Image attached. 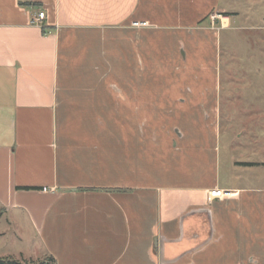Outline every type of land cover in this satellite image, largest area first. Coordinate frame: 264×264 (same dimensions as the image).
Masks as SVG:
<instances>
[{"label": "crops", "instance_id": "crops-1", "mask_svg": "<svg viewBox=\"0 0 264 264\" xmlns=\"http://www.w3.org/2000/svg\"><path fill=\"white\" fill-rule=\"evenodd\" d=\"M263 26L264 0H0V217L31 259L264 264V186L234 182L264 160L222 162L218 87L219 36Z\"/></svg>", "mask_w": 264, "mask_h": 264}, {"label": "rangeland", "instance_id": "rangeland-1", "mask_svg": "<svg viewBox=\"0 0 264 264\" xmlns=\"http://www.w3.org/2000/svg\"><path fill=\"white\" fill-rule=\"evenodd\" d=\"M250 25L238 24L244 28H251ZM218 42L222 162L233 159L238 163H251L257 162V158L263 161L264 154L261 157H257L256 154L250 156L248 148H243L244 155L239 150V144H235L238 150L236 154H232L227 150V146L241 134L245 138L259 136L264 142V30L224 31ZM231 93L237 96H230ZM256 121L260 122V126ZM238 166L242 167L241 170L245 169V172L242 177L239 175L235 177V183L264 186V168L260 178L258 168L250 170L247 169L249 166L245 165L244 168L243 165ZM8 219L7 216L0 217V260L17 261L22 264L42 262L37 258L31 259L33 255L30 253L28 240L23 239V233L20 231L22 228L20 218L16 219L12 215L9 221Z\"/></svg>", "mask_w": 264, "mask_h": 264}, {"label": "built area", "instance_id": "built-area-1", "mask_svg": "<svg viewBox=\"0 0 264 264\" xmlns=\"http://www.w3.org/2000/svg\"><path fill=\"white\" fill-rule=\"evenodd\" d=\"M211 21H212V24L214 25L218 20L220 21H223L225 18L220 15V14H214L212 15L211 17ZM47 17H46V13L44 11H41L37 18L33 21V24L34 25H37V26H40V27H43L44 28V21H46ZM134 27H146L147 24L146 23H134L133 24ZM45 193L47 192H51V190L49 189H44L43 190ZM231 192H228V191H224V190H220V189H213V190H210L206 196V203L207 204H210L212 203L213 201L215 200H223L225 199L226 197H229L231 196Z\"/></svg>", "mask_w": 264, "mask_h": 264}, {"label": "trees", "instance_id": "trees-1", "mask_svg": "<svg viewBox=\"0 0 264 264\" xmlns=\"http://www.w3.org/2000/svg\"><path fill=\"white\" fill-rule=\"evenodd\" d=\"M0 264H22L17 261H2L0 260ZM27 264H54V260L51 258L46 259L45 261H42L40 263H27Z\"/></svg>", "mask_w": 264, "mask_h": 264}]
</instances>
